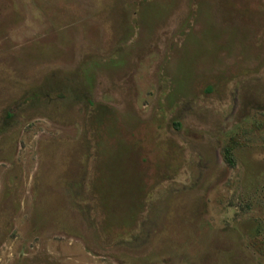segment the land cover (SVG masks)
Wrapping results in <instances>:
<instances>
[{
  "label": "rangeland",
  "instance_id": "obj_1",
  "mask_svg": "<svg viewBox=\"0 0 264 264\" xmlns=\"http://www.w3.org/2000/svg\"><path fill=\"white\" fill-rule=\"evenodd\" d=\"M0 264H264V0H0Z\"/></svg>",
  "mask_w": 264,
  "mask_h": 264
},
{
  "label": "trees",
  "instance_id": "obj_2",
  "mask_svg": "<svg viewBox=\"0 0 264 264\" xmlns=\"http://www.w3.org/2000/svg\"><path fill=\"white\" fill-rule=\"evenodd\" d=\"M229 162L231 163V164H233L234 162H233V160H231V159H229Z\"/></svg>",
  "mask_w": 264,
  "mask_h": 264
}]
</instances>
